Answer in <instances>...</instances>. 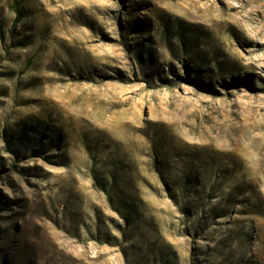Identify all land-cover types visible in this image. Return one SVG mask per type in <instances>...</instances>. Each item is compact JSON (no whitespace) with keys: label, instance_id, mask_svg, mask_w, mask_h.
Here are the masks:
<instances>
[{"label":"rangeland","instance_id":"374dc122","mask_svg":"<svg viewBox=\"0 0 264 264\" xmlns=\"http://www.w3.org/2000/svg\"><path fill=\"white\" fill-rule=\"evenodd\" d=\"M0 264H264V0H0Z\"/></svg>","mask_w":264,"mask_h":264},{"label":"trees","instance_id":"16d2710c","mask_svg":"<svg viewBox=\"0 0 264 264\" xmlns=\"http://www.w3.org/2000/svg\"><path fill=\"white\" fill-rule=\"evenodd\" d=\"M19 10V9H18ZM18 14H19V16L21 15L20 14V12L18 11L17 12ZM19 19H20V17H19ZM114 180H115V178L114 177H112ZM95 179H96V182H97V184H96V188L98 189V190H100V191H103V192H105V193H107V195L110 197V196H112V193L113 192H115V188H114V186H112V185H110L109 183H107V184H105L104 182H102V181H100V179H99V177L97 176V175H95ZM186 185V186H185ZM184 191H186V188H187V184H184ZM183 191V192H184Z\"/></svg>","mask_w":264,"mask_h":264}]
</instances>
